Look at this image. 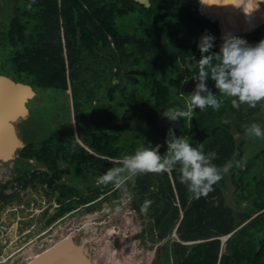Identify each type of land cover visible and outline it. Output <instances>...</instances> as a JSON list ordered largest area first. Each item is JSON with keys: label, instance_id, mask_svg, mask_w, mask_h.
I'll use <instances>...</instances> for the list:
<instances>
[{"label": "trees", "instance_id": "obj_1", "mask_svg": "<svg viewBox=\"0 0 264 264\" xmlns=\"http://www.w3.org/2000/svg\"><path fill=\"white\" fill-rule=\"evenodd\" d=\"M9 1L12 15H4L0 28V74L31 85L37 94L51 90L53 98L70 89L79 138L97 154L108 157L96 156L80 144L73 146L71 133L65 136L63 132L60 136L57 132L56 137L53 133L41 141H27L15 159V177L0 183V208L17 198L16 193H5L9 186L14 187L15 182L23 189L30 186L39 195V206L44 193L57 204L52 214L51 203L40 215L42 220L46 219L43 227H48L82 205L90 203L87 210L100 208L104 192H110L105 199L124 197L122 187L111 190L115 183H108L102 190L98 187L93 194L86 193L89 186L80 187L73 182L68 176L69 168L87 172V178H81L87 184L110 168L121 166L122 158L134 154L137 145L140 148L142 144L133 139L128 147L116 144L118 134L101 121L112 123L113 114L133 104L136 112L129 110L124 114V119L131 121L140 105H159L176 96L178 92L174 91L184 87L183 65L193 58V51H199L196 39L204 29H212L211 34L215 35L210 52H218L223 42L218 23L199 13L200 0H151L158 4L156 8L135 0ZM239 37L251 44L264 40V23ZM175 42L178 45L173 49ZM134 85L143 87L149 95L129 97ZM231 99L223 100L219 110L206 107L196 112L197 122H201L203 113L215 117L221 111H232L240 119L236 125H240L242 133L253 123L264 126V111L258 115L264 110V100L255 107L242 103L234 108ZM103 104L108 113L98 116L97 126L96 115H100ZM70 105L68 101L67 117ZM89 113L95 117L90 119ZM27 120L35 122L31 109ZM131 125L126 123L127 127ZM22 127L26 128L21 126V131ZM250 138L238 142L230 131L209 137L203 148L205 152L217 153L213 162L221 170L222 179L213 185V191L199 199L180 183L179 166L170 172H148L135 177L127 172L122 174L121 183L127 184L135 196L134 209L141 217L147 214L153 220L149 224L150 240L160 242L174 231L177 233L178 239L172 238L157 247L153 264H264V145L258 151H244L245 141ZM30 159L47 169H32ZM229 161L230 172L223 168ZM154 185L156 192L152 191ZM44 186L51 188L50 194L44 192ZM230 187L235 207L225 194ZM145 201L150 203L147 211L142 212ZM25 202L29 207L31 200ZM227 235L222 245V236Z\"/></svg>", "mask_w": 264, "mask_h": 264}, {"label": "rangeland", "instance_id": "obj_2", "mask_svg": "<svg viewBox=\"0 0 264 264\" xmlns=\"http://www.w3.org/2000/svg\"><path fill=\"white\" fill-rule=\"evenodd\" d=\"M207 1V5H209V7L212 4L217 6L219 15L210 17L211 10H203L201 7L199 9V13L202 12H200V10H203L206 17L208 16V18H210L212 21H216L218 23L221 31V42H223L224 37L227 35L241 36L250 31H253L257 26L264 23L263 17L258 21L256 26L252 27L251 25V15L253 13H257L258 9L261 13H264V0H239V2L237 3L239 7L235 9L228 5V0ZM202 2L203 0H201V3ZM12 9L13 6L11 1L5 0L0 2V28H2L4 25V15L6 14V17L12 15ZM224 19H226L227 22L224 21ZM232 27L235 29L232 30ZM130 29L132 30V32H134L133 28ZM177 45L178 44L175 42L171 45V48L176 49ZM193 52L194 59L199 55L200 52ZM132 72H135L136 74V72L139 73V70H134ZM122 78L124 81V77ZM41 93L43 95H41ZM52 93L53 91L51 90L42 91L30 100L29 104H32V106L29 108L32 110V116H34L35 122L27 120L28 118H26L25 120L20 121L18 124L19 129H21V126L23 125L26 126V128L22 127V131L19 130V132L21 131L20 133L24 141L27 143V141L31 140V138H35L36 140L41 141L47 136H51L53 133L55 137L58 134L61 136L63 132H65V136H68L69 133H71V142L73 143V146L77 144L83 145V147H85L90 153H92L90 148L85 145L84 141L78 136L76 120L73 111L71 90L69 89L64 93H60V95L56 98L52 97ZM174 93H176V91H174ZM148 95L149 92L147 90H144L143 87H137L136 85L133 86L129 93V97L131 96L136 98H145ZM185 95L188 96V94ZM182 96L184 97V95ZM68 101L71 102V113L69 117H67V115L65 114V109ZM224 105V107H227V103H224ZM104 106L105 104H103L102 106L103 110L101 111L100 115H96L97 126L99 125L97 123L98 116L102 117L103 115H107L108 113L106 107L104 108ZM133 107V104H127V107L123 108V112L121 110L118 113L113 114L114 120L112 123L101 121V124L106 127L109 126L108 129H110L111 132H113L114 134H118L119 140H115L116 144L118 145H120V143H123L125 147H128L130 139H133L136 142H140L145 147L153 148L154 144H149L148 138H146L145 136L148 133L146 131L141 132V129L146 130V127L144 128L143 126V120L137 119L138 113L140 114L141 109L148 106L140 105L137 115L131 116V121L124 119V114L126 111H128L127 113H130L129 110L136 112L135 109H132ZM263 111L264 110H260L258 115H262ZM223 112L224 111H221L219 115L215 117L206 116L202 118L210 124V126L208 127L210 135H212L213 133L218 134L230 131V133L234 134V138L238 142L243 138L250 136L246 132L242 133L239 130L240 125H236L234 121H230L228 118L230 116H228L227 113ZM221 113H223V118H220ZM89 115L90 119L94 116L92 113H89L88 116ZM106 118L108 119V117ZM127 122H130L132 125L127 127ZM258 125L262 129H264V126L262 124ZM85 126L87 131V125ZM122 128H125L124 132L115 131L116 129L122 130ZM57 132L59 133L55 134ZM143 136L145 138H143ZM139 145H137V148H139ZM245 145L246 146L244 148V151L248 152L252 148L257 149L258 151V149L262 145H264V137L251 136L250 139H247V141H245ZM32 160L33 161L29 160V162L35 164L36 161L34 159ZM229 165L230 161L227 165H224L223 168H227V171L230 172ZM15 166V160L7 162L0 161V183H6L7 181L13 180V178L15 177ZM62 166L65 168L67 164L65 163ZM34 168L42 170L47 169L45 166H40L39 163L37 164V166L32 167V169ZM82 175L84 174H78V171H76L74 167L73 170H71V168H69L68 170V176H71L72 181L75 182L78 186L80 185V187L83 186L77 181L82 178ZM44 188V192H47L49 194L51 193V188L49 186H44ZM86 189L87 188H85V190ZM232 189V187L227 189L225 194L229 203L235 207L236 205L232 198ZM37 191H40V189H37ZM123 191L124 197L122 199H118L116 197L105 199V197H108V193L101 198L100 201L102 202H100V208L87 210L86 205H83L78 208V211L64 215L61 219L52 223L50 226L43 227L42 224L46 219L42 220L38 216V214L34 213V209L35 207H47L49 204L46 202L53 201L54 198H51L50 195L44 193V196H41V198L46 202H42L41 206H39V195L31 188L23 189V191L21 192L16 189L15 186H9L5 190V193H16L17 198L14 199L11 204L5 208L4 212H2L3 220L6 219V222L10 223V225H7L8 231H10L7 235L8 237H10L8 242L9 245H7L5 252L2 250L0 252V254L4 252V254L0 256V260L5 261L2 264H26L31 258L35 257L62 238L71 234L74 235L75 241L83 243L88 253L91 256H94L95 264H118L117 262H121L122 264H150L151 259L152 261H154L156 257V252L154 251L155 247L161 246L172 238L178 239L177 235L172 234L160 242L153 243L149 238V224L153 221L152 218H150L147 214L144 217H140L138 213L134 211L133 207L135 196L129 195L130 190L127 186H123ZM152 191H157L156 185L152 187ZM28 200H31V204L29 207H27V204L25 202ZM32 203H34V205ZM21 204H24L26 208L19 210L18 214L24 218L20 221V228L18 230L15 226L18 217H15L14 219L12 217V220H10L11 217H9V214L12 213L11 209L19 208ZM245 204L246 202L243 203V205ZM55 207L56 206H52L50 214L54 212L53 209ZM109 229H113L114 233ZM23 230L25 233H27L28 231V233H30V231H33L32 234H29L31 235V237H27L28 235H26L18 238L19 234ZM40 230H44V235H42L41 238L38 237ZM22 234L23 233H21V235ZM4 239L6 240L7 238L5 237ZM20 239L21 241H19ZM222 239H224V236H222ZM17 241L18 243L15 244V242ZM151 246H153V248ZM106 250H110V252L113 253L116 252L114 253V257L116 258V260L113 259V263L111 261H108L109 259H111L108 254H106V258L103 257L102 254L103 252L105 253Z\"/></svg>", "mask_w": 264, "mask_h": 264}, {"label": "clouds", "instance_id": "obj_3", "mask_svg": "<svg viewBox=\"0 0 264 264\" xmlns=\"http://www.w3.org/2000/svg\"><path fill=\"white\" fill-rule=\"evenodd\" d=\"M214 41L215 37L211 34L201 37L198 44L201 52V58L198 61L199 74L195 77L199 82L190 95V104L187 109L177 113L174 106H170L162 113L169 121L176 122L181 117L189 118L191 112L197 107L201 111L206 107L214 110L221 108L224 101L208 89L206 82L209 79L215 82L216 89L223 97L232 98L234 108H239L242 103L255 107L257 102L264 100V40L251 44L239 36L227 35L219 51L210 52L214 47ZM205 53L209 54L205 55ZM245 131L250 136L264 137V129L256 123L246 126ZM165 142L168 145L166 154L160 153L159 146L150 148L142 145L134 154L125 155L121 160V166L110 168L99 177L98 183L120 184L123 180L122 174L125 172L135 177L148 172H169L179 166V181L187 185L188 191L194 198L199 199L213 191V185L222 179L221 170L213 162L217 158V153L205 152L202 143L193 146L184 135L176 137L175 130L172 128L169 129ZM32 165L37 166L36 162ZM224 170L227 171V168ZM46 203L50 205L52 202ZM149 203L150 201H145L141 207L142 212L147 211ZM50 207L51 211L52 205ZM42 208L44 210L46 207ZM42 212L38 213L39 217ZM173 234L177 235L176 231Z\"/></svg>", "mask_w": 264, "mask_h": 264}, {"label": "water", "instance_id": "obj_4", "mask_svg": "<svg viewBox=\"0 0 264 264\" xmlns=\"http://www.w3.org/2000/svg\"><path fill=\"white\" fill-rule=\"evenodd\" d=\"M135 1L145 7L156 8L158 6L151 0ZM210 31L208 28L204 29L198 39V44L201 37L210 34ZM197 64L196 60L187 62V66L192 70ZM198 82L195 77L191 78L186 84L185 91L193 93ZM214 87L215 83L211 90ZM36 95L37 92L31 85L15 80L11 75L0 74V161L15 160L18 152L26 146V142L19 132L18 124L29 117V102ZM179 104L177 100H174L162 107L149 104L145 109H141L140 114L142 113L145 127L152 129L156 135V144L163 142V137L169 135L170 128L175 130L176 137L180 135V127L184 126L183 120L172 122L162 115L170 106ZM195 110L200 111L198 107ZM193 122L195 129H198L195 120ZM154 251L156 252V248ZM26 264H95V259L88 253L83 243L75 241L74 235L71 234L31 258Z\"/></svg>", "mask_w": 264, "mask_h": 264}, {"label": "flooded vegetation", "instance_id": "obj_5", "mask_svg": "<svg viewBox=\"0 0 264 264\" xmlns=\"http://www.w3.org/2000/svg\"><path fill=\"white\" fill-rule=\"evenodd\" d=\"M260 26V25H259ZM258 27V26H257ZM256 27V28H257ZM255 28V29H256ZM211 31H210V34H211V32H212V29H210ZM221 32V31H220ZM251 32V31H250ZM249 33V32H248ZM200 35H201V33L199 34V36L197 37V39H196V48L198 49V39H199V37H200ZM212 35V34H211ZM220 35H221V33H220ZM214 37H215V35H213ZM199 50V49H198ZM199 52H200V50H199ZM201 53V52H200ZM200 53H199V55L197 56L198 57V59H196V58H192V59H190V60H196V61H199V56H200ZM189 61V60H188ZM187 61V62H188ZM187 62L183 65V77H184V79H183V83H184V87H183V89H180V90H177L176 92H178L177 93V95L176 96H174V97H171L170 98V100H168V101H166L165 103H163V104H159V105H157L156 103H150V104H154L155 106H157V107H162V106H164L165 104H167V103H169V102H172V101H174V100H177L180 104L179 105H173L174 106V110H175V112H177V113H179L180 111H182L183 109H187L188 107H189V104H190V95H191V93L190 92H186L185 91V87H186V84H187V82L191 79V78H193V77H196L198 74H199V69H198V64L193 68V70L192 69H190L188 66H187ZM207 87H208V89L214 94V95H217L218 97H220L221 99H223V100H226V99H229L228 97H223V95L221 94V93H219V90L218 89H216V87H214V89L213 90H211V88H212V86H213V84L215 83L214 81H212L211 79H209L207 82ZM185 94H188V96H186ZM182 95H184V97L182 96ZM147 106H149V104L147 105ZM201 111V110H200ZM200 111H196V110H193L192 112H191V116L189 117V118H179V119H182L183 120V124H184V126H182V127H180V135L179 136H181V135H184V136H186L190 141H191V143L192 144H194V146H196V145H199V144H203V146H206V142H207V140L209 139V137L211 136L210 135V131H209V126H210V124L207 122V121H205V120H203L202 118L203 117H206L207 115L205 114V113H203V114H201V122L199 123V122H197V119H196V115H195V113L197 112V113H199ZM142 114V113H141ZM141 114H139L138 113V117L140 118V119H143V116L141 115ZM223 113H221V117L220 118H223ZM228 116H230V117H228L229 118V120L230 121H234L235 123H237V122H240V119L238 118V115H236V114H234L232 111L230 112V114H227ZM245 118H248V117H246V116H244ZM251 118H253V116L251 117ZM193 120H195V122H196V124H197V128L198 129H195V125H194V122H193ZM144 122V121H143ZM143 126H144V128H145V122H144V124H143ZM146 130H143V129H141V132H143V131H146L148 134L146 135L147 137L146 138H148V141H149V144H151V145H153L154 144V146H153V148H155V147H157V146H159V151L161 152V154H166V150H167V148H168V145H167V143L165 142V140H166V137H167V135H164V139H163V142L162 143H160V144H156V135H155V133H154V131L152 130V129H149V128H145ZM20 130V129H19ZM21 132V131H20ZM140 132V133H141ZM178 136V137H179ZM206 148V147H205ZM117 159V158H116ZM79 174H83V173H81V172H78ZM84 175H85V177L84 178H82V180H84V179H86L87 178V172L86 173H84ZM89 178V177H88ZM81 180V178H80V180H78L77 182H79V183H81V185L84 187V186H89V188H87V190L85 191L86 193H90V194H93V190H96L98 187V189H104V184L103 183H98V180H94V181H89L88 180V182H87V184H84V181H82ZM102 185V186H101ZM80 186V185H79ZM101 186V187H100ZM123 186H127L128 187V185L127 184H124V183H120V184H116L115 186H113V189H111L112 191L113 190H117L118 188H120V187H122L123 188ZM105 187H108V185H105ZM108 193H110L109 191L108 192H104L103 194H101L102 196H104V195H107ZM117 198V197H116ZM119 199V198H118ZM97 201V200H96ZM97 204L99 203V202H96ZM8 205H10V204H8ZM8 205H6L4 208H0V252H1V250L2 251H4L5 252V250H6V248H7V245H9L8 244V242H9V238L10 237H8L7 235H8V232H10V231H8V226L7 225H10V223H7L6 222V219L5 220H3V216H2V212H4V210H5V208L8 206ZM85 205H90V206H92L90 203L89 204H85ZM96 205V204H95ZM90 206H88V207H90ZM134 211L135 212H137V210L136 209H134ZM138 213V212H137ZM13 214L14 213H11V214H9V217H11L10 218V220H12V217H13ZM138 215H139V213H138ZM140 216V215H139ZM141 217V216H140ZM8 218V217H7ZM56 222V221H55ZM1 224L3 225V226H1ZM1 232H4V233H1ZM29 232V231H28ZM25 233L24 232V230L21 232V233H23L22 235H21V233L19 234V236H18V238H20V237H23V236H26V235H28L27 237H31V235H29L30 233L32 234V232L33 231H30V233ZM7 233V234H6ZM41 233V234H40ZM42 235H44V230H40V232H39V235H38V237L39 238H41L42 237ZM7 238L6 240L4 239V238ZM22 239V238H21ZM21 239L19 240V241H21ZM11 243H13V242H11ZM16 243H18V241L17 242H15V244ZM4 252L2 253V254H4ZM2 254H0V256H2ZM3 260H6V259H3ZM151 261H152V259H151ZM151 261H150V264H152L153 263V261H152V263H151ZM3 262H5V261H2V260H0V264H2Z\"/></svg>", "mask_w": 264, "mask_h": 264}, {"label": "bare ground", "instance_id": "obj_6", "mask_svg": "<svg viewBox=\"0 0 264 264\" xmlns=\"http://www.w3.org/2000/svg\"><path fill=\"white\" fill-rule=\"evenodd\" d=\"M229 2H231V3H229ZM239 2V0H228V5L230 6V7H232L233 9H235V8H237V7H239V5L237 4ZM207 3H208V1L207 0H203V2L201 3V1H200V6H201V8L203 9V10H207V9H210L211 10V16L210 17H214L215 15H219V13H218V11H217V6L216 5H214V4H212V5H210V7H209V5H207ZM199 9H200V7H199ZM203 10H200V12H201V14H204L205 15V13L203 12ZM252 17H251V25H252V27H254V26H256V24L258 23V21L261 19V18H263L264 17V13H261L260 12V10L258 9L257 10V13H253L252 15H251ZM208 17V16H207ZM222 19V18H221ZM224 21H226L227 22V20L226 19H224ZM223 22V21H222ZM235 28H233L232 27V30H234ZM227 32V31H226ZM227 34V33H226ZM110 231H112L113 233H114V230L113 229H109ZM131 243V242H130ZM114 253H116V252H114ZM113 252H110V250H106L105 251V253L103 252V257L104 258H106V254H108V256H110L111 257V259H109L108 261H111L112 263H113V259H115L116 260V258L114 257V254ZM37 256V255H36ZM118 264L119 263H121V262H117ZM122 264V263H121Z\"/></svg>", "mask_w": 264, "mask_h": 264}, {"label": "built area", "instance_id": "obj_7", "mask_svg": "<svg viewBox=\"0 0 264 264\" xmlns=\"http://www.w3.org/2000/svg\"><path fill=\"white\" fill-rule=\"evenodd\" d=\"M30 161H33L32 159H30ZM15 185V188L16 189H18L19 191H23V188H21L20 186H18V184L15 182L14 183ZM17 187H19V188H17ZM28 188H31L30 186L28 187ZM33 205H34V203H32ZM49 204V203H48ZM52 206H57V204L55 203V202H53L52 203ZM23 208H26L25 207V205L24 204H21V206L19 207V208H15V209H11V212L12 213H14L13 214V219L15 218V217H18V219H17V222L15 223V226H16V228L19 230V228H20V221L21 220H23V218L24 217H22V216H20L18 213H19V210L20 209H23ZM35 211V213L36 214H38V213H40V212H42V210H43V208L42 207H35V209H34ZM1 226H3L2 224H1ZM1 233H4V232H1Z\"/></svg>", "mask_w": 264, "mask_h": 264}, {"label": "crops", "instance_id": "obj_8", "mask_svg": "<svg viewBox=\"0 0 264 264\" xmlns=\"http://www.w3.org/2000/svg\"><path fill=\"white\" fill-rule=\"evenodd\" d=\"M200 1H201V0H200ZM200 1H199L198 9H199V7H200ZM85 145H87V144H85ZM82 146H83V145H82ZM87 146H88V145H87ZM88 147H89V146H88ZM89 148H90V147H89ZM90 150H91L92 154H94V155H96V156H99V157H102V158H105V159L108 158V157H106V156H104V155L97 154V152H95V151L92 150L91 148H90ZM109 159H112V160H120V159H115V158H109ZM104 188H105V185H104ZM128 188H129V187H128ZM129 190H130V188H129ZM129 195H131V191H130ZM227 237H228V236H227ZM227 237L224 238L222 245H224V241L227 239Z\"/></svg>", "mask_w": 264, "mask_h": 264}]
</instances>
